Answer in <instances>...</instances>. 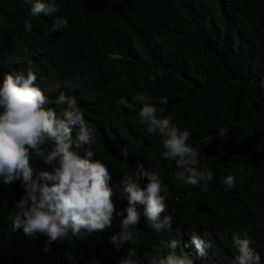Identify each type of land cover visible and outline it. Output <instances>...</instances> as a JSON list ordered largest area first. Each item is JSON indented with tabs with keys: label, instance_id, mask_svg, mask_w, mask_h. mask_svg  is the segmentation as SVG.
I'll list each match as a JSON object with an SVG mask.
<instances>
[{
	"label": "trees",
	"instance_id": "16d2710c",
	"mask_svg": "<svg viewBox=\"0 0 264 264\" xmlns=\"http://www.w3.org/2000/svg\"><path fill=\"white\" fill-rule=\"evenodd\" d=\"M56 2L55 15L32 17L35 0H0V82L31 68L50 100L74 96L95 130V142L75 151L93 150L108 166L117 212L128 205L123 172H156L167 186L162 215H172L171 232H156L142 216L132 229L136 243L117 250L110 240L121 230L116 216L109 230L70 236L45 250V235L13 228L23 189L21 181L4 183L0 176V264H120L129 251L139 264L173 251L190 254L195 264H231L233 234L244 231L264 264V0ZM57 17L68 20L66 28L53 30ZM159 72L163 77L153 83L150 76ZM134 93H146L163 109L158 116L171 115L190 132L199 167L214 177L208 191L175 178L160 135L138 121L143 104ZM31 166L34 173L47 167L37 158ZM228 175L235 178L231 189L221 182ZM193 234L211 243L206 258L185 248ZM172 239L179 241L175 250L167 247Z\"/></svg>",
	"mask_w": 264,
	"mask_h": 264
},
{
	"label": "clouds",
	"instance_id": "9594fccd",
	"mask_svg": "<svg viewBox=\"0 0 264 264\" xmlns=\"http://www.w3.org/2000/svg\"><path fill=\"white\" fill-rule=\"evenodd\" d=\"M59 11L56 0H35L30 16H53ZM67 25L66 18L57 17L53 30ZM24 27L32 31L29 20L24 21ZM157 75L163 77L162 72L151 75L153 83ZM36 81V73L29 68L26 73L9 72L0 82V176L4 177V183L21 181L23 189L15 203L13 228H22L30 236L45 235V250L70 236L82 239V233L109 230L116 216L122 217L121 230L111 235L110 240L117 250L125 243H136L132 229L139 225L142 216L156 232L170 233L173 217L162 215L167 210V186L159 175L144 172L134 176L123 172L121 185L128 205L117 212L108 166L93 158V150H86L84 155L75 151L83 144L95 142V130L86 123L76 98L61 93L50 100ZM261 87L264 88V80ZM133 99L143 104L138 113L139 123L146 126L147 133L160 135L163 159L175 162V178L186 185H202L203 190L208 191V183L214 177L211 171L199 167L200 154L188 144L190 132L174 125L171 115L158 116V111L163 112V109L151 104L146 93H134ZM161 103L167 104V97H162ZM50 104L56 108L49 107ZM49 141L51 148L46 146ZM33 158L47 167L34 173ZM141 181L146 185L142 186ZM221 182L229 189L235 186L232 175L223 177ZM178 246L176 239L167 244L173 250ZM233 246L235 254L231 264H260V254L251 246L247 231L233 234ZM188 247H194L196 258L203 259L211 243L193 234L185 244V248ZM134 255L129 251L120 264H139L133 259ZM151 264H195V261L190 254L173 251L153 258Z\"/></svg>",
	"mask_w": 264,
	"mask_h": 264
}]
</instances>
